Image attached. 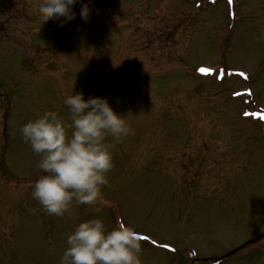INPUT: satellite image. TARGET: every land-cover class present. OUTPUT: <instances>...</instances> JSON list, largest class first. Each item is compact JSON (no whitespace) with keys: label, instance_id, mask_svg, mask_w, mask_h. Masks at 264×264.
I'll return each instance as SVG.
<instances>
[{"label":"rangeland","instance_id":"374dc122","mask_svg":"<svg viewBox=\"0 0 264 264\" xmlns=\"http://www.w3.org/2000/svg\"><path fill=\"white\" fill-rule=\"evenodd\" d=\"M237 2L234 24L241 42L233 46L227 62L248 69L254 97L264 106V65L259 70L264 62V0ZM38 4L39 0H0V28L5 26L9 33L6 38L0 32V91L5 94L0 96V166H6L13 177L34 175L40 156L22 139L21 126L45 110H54L70 122L63 101L73 92L82 91L85 99L103 96L125 115L132 133L119 143L106 138L114 143L113 167L101 199L116 201L114 210L126 217L127 225L169 247L154 248L144 242L142 264H172L174 251L184 253L192 246L198 257L223 254L263 231L264 131L239 115L238 102L227 95L231 89L218 86L212 77L219 71L198 76L189 70L219 61L225 37L222 29L229 23L231 7L226 3L194 8L188 38L180 17L173 20L178 9H189L182 0H126L124 15L135 16L136 27L127 26L125 19L123 25L105 33L96 15L98 23L88 21L81 40L76 23L71 31L72 53L63 51L61 61L44 65L48 57L41 48L49 44L50 35L57 29L54 39L59 43L71 26L70 22L68 27H58L41 21ZM158 29L164 35L158 52L181 46L176 64L160 73L149 74L147 69L143 75L140 64L134 63L130 71L136 74L132 75L134 85L126 86L128 78L115 74L129 69L131 60L150 57ZM136 85L143 86L146 96L135 92ZM6 201L1 194L0 264H59L67 234L83 216H100L109 228L104 207L94 211L97 204L73 201L71 213L61 217L47 214L40 204L31 207V197L26 202L23 196L16 197L2 209ZM255 246L264 248V239ZM244 254L225 263L251 264L240 260ZM248 256L260 254L249 251ZM183 258L179 264L185 263ZM263 262L257 259L252 264Z\"/></svg>","mask_w":264,"mask_h":264},{"label":"clouds","instance_id":"9594fccd","mask_svg":"<svg viewBox=\"0 0 264 264\" xmlns=\"http://www.w3.org/2000/svg\"><path fill=\"white\" fill-rule=\"evenodd\" d=\"M77 2L39 0L38 12L44 21L57 20L62 26L75 18L72 9ZM80 17L90 19L88 3H82ZM63 102L70 122L54 110H45L20 128L24 142L40 156L41 174L32 184V197L44 212L61 217L71 213L73 201L95 205L101 200V189L108 185L107 173L113 167L114 143L132 133L125 115L106 97L85 99L78 91ZM109 136L114 143L108 142ZM66 244L59 264H142L137 231L119 222L108 228L100 216L78 222L67 234Z\"/></svg>","mask_w":264,"mask_h":264},{"label":"snow or ice","instance_id":"6c2138e0","mask_svg":"<svg viewBox=\"0 0 264 264\" xmlns=\"http://www.w3.org/2000/svg\"><path fill=\"white\" fill-rule=\"evenodd\" d=\"M230 2H231V0H230ZM201 71H202V72H207V71H210V70H209V69H204V68H202ZM242 74H243V73H242Z\"/></svg>","mask_w":264,"mask_h":264}]
</instances>
